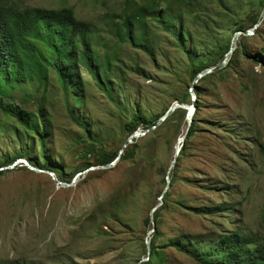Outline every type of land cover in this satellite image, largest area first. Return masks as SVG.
I'll list each match as a JSON object with an SVG mask.
<instances>
[{
  "label": "rangeland",
  "instance_id": "1",
  "mask_svg": "<svg viewBox=\"0 0 264 264\" xmlns=\"http://www.w3.org/2000/svg\"><path fill=\"white\" fill-rule=\"evenodd\" d=\"M10 1L22 7L70 6L80 19L89 21L94 51L108 61L103 71L116 100L81 67L76 93L82 103L77 105L71 98L67 103L56 77L50 74L45 98L46 113L52 120L48 157L62 168L58 179L68 183L76 179L71 186H59L47 169L35 170L40 169L35 163V169H30L24 162L27 154L23 151L29 150L31 161H26L31 165L40 145L22 132L16 134L15 126L20 124L7 107L20 104L35 111L43 89L38 91L37 83L14 81L0 94V164L6 156L15 158L0 166L4 167L0 170V264L147 261L151 211L163 203L160 197L173 173L170 166L177 140L186 132L189 120L183 113L169 117L134 139L137 147L131 157L119 159L111 168L94 165L97 151L122 150L128 139L125 124L137 123V113L158 116L185 97L191 104L189 61L173 34L177 22L168 19L169 11L179 14L186 11L184 2L195 4L178 34L183 31L187 45L200 46L199 53L207 57L211 46L233 36L238 24L251 28L246 5L251 0ZM139 7L148 16L135 34L144 37L150 53L115 35L117 26L120 31L124 28L126 18L138 20ZM258 29L248 38L240 35L237 43L243 40L246 53L239 52L232 67L200 83L197 131L179 144L185 146V155L177 179L168 189L171 205L162 215V238L181 232L205 233L215 230L217 224L234 229L235 224L223 215L204 217L189 210V206L223 201L237 210L232 220L240 219L252 233H264V64L253 57L264 56V21ZM67 104L86 121L89 131L69 117ZM138 130L145 131L142 125ZM86 163L93 164L89 170L83 169ZM184 200L183 205L178 203ZM165 255L168 264H200L173 248L166 249Z\"/></svg>",
  "mask_w": 264,
  "mask_h": 264
},
{
  "label": "trees",
  "instance_id": "2",
  "mask_svg": "<svg viewBox=\"0 0 264 264\" xmlns=\"http://www.w3.org/2000/svg\"><path fill=\"white\" fill-rule=\"evenodd\" d=\"M184 3L186 8L185 12L172 14L169 11L170 15H168V19L177 22L174 31L172 28L169 31H173V34L179 42V47L187 55L193 82L195 76L200 71L216 66L224 59L230 49L233 36H229L223 41L218 39L211 46L210 55L207 57L201 55L199 53L200 46H188L184 32L181 31L178 34V31L184 25L186 17L195 8V4L192 1ZM246 5L249 6L247 16L252 17V27L258 21L264 8V0H251ZM227 9L230 10L231 8L227 6ZM160 11L164 12V10ZM138 12V20L133 21L131 18H126L123 23L124 28L120 31V25L117 26L115 35L118 37V40L129 42L132 46L150 53V48L144 40V37L135 34L136 28L140 24L143 25L145 17L148 16V11L143 7H139ZM245 29H247L245 26L238 24L233 31V35L236 31ZM257 32H259V29L256 30ZM92 34V24L89 21L80 19L70 6H64L59 9L39 6L22 7L14 1L0 0V94L4 93L5 88L10 86L14 81H20L24 84L28 82L37 83L38 91L43 89L42 97L37 101V110L30 111L27 108L21 107L20 104H8L7 107L12 116L20 124V126H15L16 134L18 135L22 132L24 135L31 137L34 142H39V155L37 158H34L35 161L31 165L34 166L35 163V166H38L40 169L50 170L56 176L63 175L62 168L50 162L48 157L49 152L46 148L49 136L51 135L52 125L51 117L46 113L45 104L46 89L50 81V74L56 77L67 103L70 98L75 100L77 105L82 103V99H77L76 93L78 90L77 84L80 83L78 70L81 67L86 68L91 73L99 88L107 93L112 101L116 100L108 85L111 81L108 79L107 73L103 71V66L108 61L101 60L94 51ZM242 37L244 39L248 38L245 35H242ZM243 45V40L237 43L230 61L223 69L211 73L209 76H204L196 84L194 92L196 101H198L196 103L192 124L188 127L186 141H189L197 131V111L201 106L198 102L202 95L200 83L208 77L222 73L226 68L232 67L237 61L239 52L246 53ZM253 57L258 63L264 64L263 55L254 54ZM188 93L190 96L191 92ZM181 102L187 103L186 97ZM67 109L69 117L77 125L89 131V126L86 121L78 117L69 104H67ZM168 109L169 107L161 115L151 118L137 113L135 115V118L138 120L137 123L130 121L125 124L128 134L127 138L137 131L141 125L144 130L151 129L164 116ZM181 113H183V118L187 116L186 110L178 108L169 117ZM91 147L92 149L94 148L93 145ZM136 147L137 144L132 143L122 154L120 153L121 149L118 151L98 150L94 165L109 164L118 156H120V160L127 159L131 157ZM23 153L27 154V158L25 159L30 162L31 160L28 157L29 150L26 149ZM183 155H185V146L180 149L177 162L172 168L173 173L168 176L170 183L167 190L162 194L163 203L154 212L156 229L150 239V254L148 260L141 264H168L165 250L169 248H173L192 257L200 264H264V233H252L241 225L240 219L232 220L230 217L237 210L233 208L232 204L226 201L217 204L189 206V210L195 214H201L204 217L207 215H223L226 219H230V223L235 224L234 229L221 228L222 226L217 224L215 230H208L205 233L200 232L194 234L181 232L178 236L162 238V215L169 210L171 205L169 204L171 191L168 189L172 188L177 179V169ZM38 159H41L44 163H39ZM14 160L15 158L6 156L5 161L0 166L9 164ZM92 165L91 163H86V167L83 169H87ZM178 203L183 205L186 203V200ZM261 223L264 227V204L261 213ZM72 264L78 263L73 262Z\"/></svg>",
  "mask_w": 264,
  "mask_h": 264
},
{
  "label": "water",
  "instance_id": "3",
  "mask_svg": "<svg viewBox=\"0 0 264 264\" xmlns=\"http://www.w3.org/2000/svg\"><path fill=\"white\" fill-rule=\"evenodd\" d=\"M264 21V8L259 16V19L258 21L256 22V24L254 26H252L251 28H247L245 30H238L235 32V34L233 35L232 37V40H231V45H230V49L229 51L227 52V54L225 55L224 59L218 63L216 66H213V67H210V68H207V69H204L202 71H200L194 78L193 82H192V85L190 87V92H191V95H192V103L191 104H188V103H184V102H175L173 105H171L169 107V109L167 110V112L164 114V116L157 122V124L155 126H153L151 129H147L145 131H135L134 133H132L128 139L126 140L122 150H121V154L122 152L124 151V149L127 147V145L129 143H132L134 141V139H137L139 138L140 136H144L146 135V133L148 131H151L152 129L156 128L159 124L163 123L164 121H166V119L171 116L173 114V112L178 109V108H183V109H186L187 110V118L189 120V123H188V127L192 124V121H193V116H194V113H195V110H196V96H195V92H194V88L196 86V84L199 82V80L201 78H203L204 76H207L213 72H216L218 70H221L223 69L227 64L228 62L230 61L235 49H236V46H237V42H238V39L240 37V35H245V36H250V35H254L256 33V30L258 29V27L261 25V23ZM187 133H188V128L186 130V132H184V134L182 135V138H179L177 140V147H176V151L174 153V158L172 160V164L170 166V170L175 166L176 162H177V158L179 156V153H180V147H179V144L182 140H184L187 136ZM120 159V156H118L113 162L107 164V165H97L99 168H111L116 161H118ZM24 162H26V164L29 166L30 169H35L32 165H30L26 160H24ZM15 164H12L9 166V168H12ZM8 168V167H7ZM4 167H0V170H3ZM35 170H41V169H35ZM86 170H89V168H87ZM47 172L50 173V175L53 177V179L55 180L56 184L59 185V186H71L72 184H75L76 183V179L74 178L72 180L71 183H68V182H64L60 179L57 178V176L54 174V172L50 171V170H46ZM170 183V180L169 178L167 179V187H166V190L168 188V185ZM165 190V191H166ZM162 195L160 197V200L163 202L162 200ZM161 205V203H160ZM158 207H155L152 211H151V215H150V220H151V223H152V229L149 231L148 235H151L155 229H156V222L154 220V212L156 211ZM146 244H147V250H148V254H150V239H146Z\"/></svg>",
  "mask_w": 264,
  "mask_h": 264
},
{
  "label": "bare ground",
  "instance_id": "4",
  "mask_svg": "<svg viewBox=\"0 0 264 264\" xmlns=\"http://www.w3.org/2000/svg\"><path fill=\"white\" fill-rule=\"evenodd\" d=\"M183 141V140H182ZM182 141L180 142V143H182ZM179 147H180V145H179ZM181 149V148H180Z\"/></svg>",
  "mask_w": 264,
  "mask_h": 264
}]
</instances>
